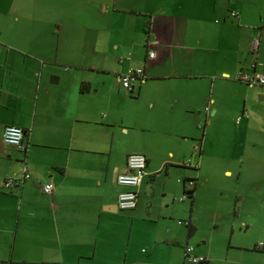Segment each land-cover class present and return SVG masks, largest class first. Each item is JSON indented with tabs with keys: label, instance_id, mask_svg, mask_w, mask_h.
I'll use <instances>...</instances> for the list:
<instances>
[{
	"label": "crops",
	"instance_id": "1",
	"mask_svg": "<svg viewBox=\"0 0 264 264\" xmlns=\"http://www.w3.org/2000/svg\"><path fill=\"white\" fill-rule=\"evenodd\" d=\"M132 67L144 76L128 91L118 75ZM241 67L264 75V0H0V183L30 174L0 186V264L180 263L173 214L186 207L187 237L195 226L173 201L195 183L193 208L200 119L255 85L264 99ZM8 124L24 128L23 150L4 142ZM131 152L146 173L121 210Z\"/></svg>",
	"mask_w": 264,
	"mask_h": 264
},
{
	"label": "rangeland",
	"instance_id": "2",
	"mask_svg": "<svg viewBox=\"0 0 264 264\" xmlns=\"http://www.w3.org/2000/svg\"><path fill=\"white\" fill-rule=\"evenodd\" d=\"M253 88L246 101L237 97L224 102L206 118L209 122L203 111L199 113L201 126L196 133L203 151L198 155L202 163L197 195L192 209L189 196L173 201L189 203L187 211L191 210L195 226L187 237V227L176 223L188 220L186 207L173 214L181 240L174 248L209 249L207 264H264V250L254 248L264 242V99L256 91L258 86ZM143 224L148 225L147 220ZM183 260L168 264H195Z\"/></svg>",
	"mask_w": 264,
	"mask_h": 264
},
{
	"label": "built area",
	"instance_id": "3",
	"mask_svg": "<svg viewBox=\"0 0 264 264\" xmlns=\"http://www.w3.org/2000/svg\"><path fill=\"white\" fill-rule=\"evenodd\" d=\"M231 15L238 16V12L235 10H231ZM259 38L258 36H254L250 40V50L255 52L258 49ZM155 52L153 49L148 51V57L153 58ZM251 67H255V61L251 62ZM143 67H132L127 71L118 75V80L121 86L131 91L133 89V85L137 79L144 76ZM236 79L246 82L248 85L254 84H264V75L257 71L255 68L250 70L249 68L241 67L236 75ZM208 109V107L206 106ZM24 135V128L14 124H8L4 127L2 138L4 142L14 145L20 149H24L25 146L23 144L22 138ZM146 157L142 152H131L126 156V169L120 171L117 174V182L123 189L120 190L117 194L116 204L119 209L127 210L132 209L136 206L137 202V190L136 188L141 184L143 177L146 173ZM29 172H24L21 177H6L4 178L0 186L4 189L10 190L13 187L19 185L22 178L29 177ZM193 183V180L190 181ZM54 185L51 180L45 181L41 185V189L44 193H50L53 189ZM186 193L180 195L178 200H183L186 197ZM179 224L188 225L190 224L189 220H178ZM259 246H263L264 242L258 244ZM184 257L187 261L198 263L205 260L204 255H199L194 252V248L191 245H186L184 247Z\"/></svg>",
	"mask_w": 264,
	"mask_h": 264
},
{
	"label": "trees",
	"instance_id": "4",
	"mask_svg": "<svg viewBox=\"0 0 264 264\" xmlns=\"http://www.w3.org/2000/svg\"><path fill=\"white\" fill-rule=\"evenodd\" d=\"M193 179V178H192ZM194 180V179H193ZM194 186H195V183H193V188L191 190H184V193H186L187 196H189L191 198V201H192V197H193V191H194ZM186 196V197H187ZM187 225V224H186ZM189 225V224H188ZM193 230V228L191 229ZM254 248L256 249H259V250H264V245L263 246H259L258 244L254 246Z\"/></svg>",
	"mask_w": 264,
	"mask_h": 264
}]
</instances>
